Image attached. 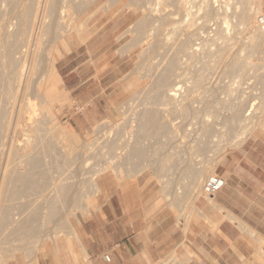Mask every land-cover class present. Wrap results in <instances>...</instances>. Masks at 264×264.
<instances>
[{
    "label": "bare ground",
    "instance_id": "obj_1",
    "mask_svg": "<svg viewBox=\"0 0 264 264\" xmlns=\"http://www.w3.org/2000/svg\"><path fill=\"white\" fill-rule=\"evenodd\" d=\"M259 1L261 0H257L258 3ZM98 2L99 0H0L2 7V10L0 9V230L4 226L11 225L15 228L12 236L17 233V238L20 235L24 239L39 238L42 233L41 227H45L46 224H50L52 230H55L54 234L52 233L54 242L63 234L64 239L65 236L75 238V225L78 219L73 224L71 217L75 210L88 211V208H95L94 198L98 193L95 176L107 169L112 170L114 175L117 171L115 167L108 166L90 172L86 168L93 158H98L100 155L98 159L102 158L106 163L121 162L134 165L138 161L141 164L150 159L147 144L150 145L152 142L159 148L176 144L174 140L177 135L173 136L172 125L167 119L166 122L161 121L160 114L163 108L158 110V106H170L175 118L180 116L184 121L197 119L194 121L198 128L195 126L196 128L193 129L197 132L195 135H198L196 136L199 142L197 145L199 157L205 153V143L213 138L212 133L214 137L216 135L219 138L218 141L222 139L227 145L229 143L240 145L252 130L256 128L264 130V119L259 117L255 119L257 117L255 110L258 107L246 105L248 107L245 108L246 103L242 96H237L235 102L230 99L228 104H221L216 100L217 103L214 104L216 91L221 92V90L218 88L215 91L210 87L211 84L209 85L214 81L211 80L215 77L214 73L219 72H216V67L220 63L223 65L227 52L233 48L230 42L238 38H235L233 28L236 24L240 27L246 24L249 6L253 5L252 0H129L126 8L132 7L135 13L139 10L140 13L144 10L148 12L146 16L150 17L149 20L144 14H141L139 20L143 28L146 29L147 21L157 23L156 28L153 29L155 48L157 51H162L165 58L164 61L161 56L163 62H161L162 66L159 63L161 66L159 71H155L156 66L152 67V71L155 72L152 73L154 94L146 101L151 108L142 109L141 112L136 110L137 113L134 111V120L130 121L128 127L133 131L127 132L120 138L123 139L122 143H119L122 147L118 148L115 154L98 152V149L96 152L92 151L95 140L91 138L93 142L79 147L77 135L59 128L53 123L54 119L52 120L54 104L58 99L57 87L65 92L55 67L56 56L60 54L57 53L54 42L58 38L64 50L68 52L72 47V38L76 37L78 41L83 42L85 33H97L100 30L98 21L91 27L88 21L98 17L103 7H96ZM230 19L234 20V23L231 21L234 26H231ZM257 26L259 29L249 33L246 39H243L245 42L241 43L240 51L244 49L246 57L234 54L235 56H231H234L233 58H226V61H229L224 62L225 67L221 74L223 77L231 78L230 75H236V72L241 77L246 76V73L249 76V72L255 70L256 66L249 64L246 58L258 54L259 43L264 41V26H260L258 22ZM143 28L142 31L146 32ZM43 39L51 40L44 59L40 57ZM237 52L236 54L240 55ZM157 57H160V54ZM42 63L43 79L36 88L38 96L33 97L28 89L33 84L35 70ZM260 75L257 72L254 74L256 84L261 80ZM199 90L203 100H199L195 108L192 104H195V100L189 104L186 101L189 102L193 94ZM222 109L225 110L226 115L221 114ZM245 111L248 112L245 117L253 116L252 119L243 117ZM211 117L215 120L213 124L210 123ZM104 124L106 126L110 124L108 119ZM94 133L96 134L95 131ZM110 134L106 135L107 137L104 135V138H107L104 142L98 138L101 143L100 149L111 151L116 147L117 140L110 139ZM183 138L181 136L178 143L185 145L181 141ZM143 140L150 142L146 144ZM222 141L216 143L218 147ZM81 148L92 151L90 152L92 155L78 153ZM123 149H128V152L124 153ZM155 152L152 151L156 155ZM223 156L218 157L216 165ZM199 157L197 156L195 162L200 163L201 158H204ZM166 158L164 161L168 171L162 170L163 174L160 173L162 178L167 177L166 171H172L171 168L178 161L182 163L187 160L181 161L180 156L178 159L171 156ZM191 162L177 171V183L184 182L185 185L179 183L175 186L176 193L170 194L172 202L184 200L190 191L198 188L195 177L200 171L196 167L197 164ZM130 172L129 175L133 173ZM87 174L91 175L89 179H86ZM128 177L117 178L123 183L122 185L127 186ZM170 183L166 182V184ZM190 186L192 187L189 188ZM177 193L179 195H176ZM59 211L62 214L56 220ZM18 251V247L7 251L2 255L1 264H7L9 257L14 259Z\"/></svg>",
    "mask_w": 264,
    "mask_h": 264
},
{
    "label": "crops",
    "instance_id": "obj_2",
    "mask_svg": "<svg viewBox=\"0 0 264 264\" xmlns=\"http://www.w3.org/2000/svg\"><path fill=\"white\" fill-rule=\"evenodd\" d=\"M259 4L264 15V0ZM72 47L55 64L68 101L89 111L87 117L110 112V88L127 72L128 54L114 63L98 50L70 59ZM91 123L87 118L73 127L85 130ZM218 164L214 174L225 185L212 198L195 197L187 227L158 206L166 193L157 194L142 180L124 186L114 175L102 174L96 178L95 208L76 223L75 238L61 236L31 258L16 256L8 264H155L169 254L179 264H264V136L248 137ZM187 197L179 203L185 205Z\"/></svg>",
    "mask_w": 264,
    "mask_h": 264
},
{
    "label": "rangeland",
    "instance_id": "obj_3",
    "mask_svg": "<svg viewBox=\"0 0 264 264\" xmlns=\"http://www.w3.org/2000/svg\"><path fill=\"white\" fill-rule=\"evenodd\" d=\"M114 1L115 0H110L109 2H108V0H99L96 7L103 6V7H101V9H103V10L100 9L98 17H96L93 20L88 21V25L90 27L92 24H94L96 21H98V23L100 24L99 25L100 26L99 27L100 28L99 33L98 34H96V33H94V34L85 33V35L83 36V40H84L83 42H80L81 40L78 41V39H76V37L72 38L71 42L73 44L72 48H74V50H72L73 54L69 57L70 59H72V58H74L76 53H80V54H86L87 53L88 54L89 51L98 50L99 53H101L102 55L105 56V58L111 59L114 63L116 57L121 56L123 53L128 54V57H127L128 63L126 65V69H128L127 72L125 73L124 76H122V80H121V82L118 83L117 87L110 88L112 90V92H111V96L113 98L112 100L114 101L113 106L110 109V112L106 113L103 110L100 112H96L97 114L94 113L93 115H91V117H87L88 116L87 114L89 113V111H85V109L81 110L80 108L73 106L72 100L69 98L71 100V103H70L67 99L68 93H66V91L64 89L65 87H63L65 92H63L62 90L59 89V87H57L56 90H57L58 99L54 104L53 117H52V120L54 119L53 123L56 124L59 128H64V129H66V131H69V133H75L77 135V137L79 139V143H78L79 147H84V146L88 145V143H91L95 140L94 145H93V150L92 149L91 150L96 152V149H98V152H100V151L101 152L102 151L107 152V153L109 152V154H115L117 149L122 147V144L120 145L119 143H122L121 140H123V139H120V138L124 134H126L127 132L133 131V129H128V127H129L130 121L134 120V116H133V114H135L134 111L136 112V110H137V112L138 111L141 112L142 109H146V108L150 109L151 108L149 106V104H147L148 102H146V101L150 98V96H153V94H154L152 92V83H153V78H154L153 77L154 74H152L154 72V71H152V67L156 66L155 71H159L161 69L160 67L162 66L161 62H163V61H161L162 57H163L162 60L165 59L163 52L159 50L160 51V53H159V51H157V48H155V43H154L155 38H153V29L156 28L155 26L157 25V23L156 22H150V21L148 22L146 20L147 22L146 23L144 22L146 24V29H145L142 27V24L139 21V20H141V17H142L141 14H144L145 16H146V14H148V12H146L147 10H144V12H143V8H141L143 13H140V10L135 13V12H133L132 7L129 6L126 8V6H128L129 0H116L115 1L116 4L114 3ZM252 1H253L252 2L253 5L249 6V10H248L249 15H247L248 19H247L246 24L244 26H241V27L238 26L239 24L238 25L236 24V26H235L236 31H235V27L233 28L235 38L238 37L239 39L237 38L236 41L230 42V44H233V48H231V50H229L230 52H227V54L225 56L227 59L233 58L235 55L241 56V57H244V56L246 57V53L244 52V49H243V51L242 50L240 51V48L242 47L241 43L243 44V42H245L244 40L249 35V33L256 32L257 29H259L257 26V17H259V16L264 17V15L262 13L261 6L257 2V0H252ZM107 4H109V6H107ZM257 7L260 9L258 10ZM0 9L2 10V7ZM106 9H107V11H105ZM147 17L148 16H146V19L149 20L150 17H148V18ZM229 21L231 22L232 19H230ZM232 22L234 23V20ZM232 22H231V26H234V24ZM142 28H143V30L145 29L144 31H146V32H143ZM237 40H239V42ZM50 43H51V40L43 39L42 46H41V52H40V57L42 59H44V57L47 53V48L49 47ZM152 43H154V45ZM54 46L57 49V53L60 54V55L56 56V59H60L63 56V53H69V51L67 52L64 50V48L62 47L61 42L58 38H56V40L54 42ZM151 46L153 49L151 48ZM236 51H238L237 53L240 55H237ZM159 54H160V57H157V56H159ZM232 55H234V56L231 57ZM84 58H85L84 56L80 57L79 59L74 61V63L70 64V67H72L75 63H79ZM226 58H225V61H223V65L220 63L219 65H221V66L218 65L216 67V69H215L216 72L217 71H219V72L214 73L216 78L213 77L211 80H214V81L209 83V85L211 84L210 87L212 89H214L215 91L218 88H219V90H221V92L216 91L217 95L215 96L216 99L213 98L214 99L213 103L215 104V103H217L215 101L219 100V103H221V104H228L229 101H231V100H232V102H233V100L235 102L236 101L235 98H238L237 96H239V97L242 96V97H244V100L246 103L245 108L248 107L246 105H249V106L254 105L255 108L258 107L260 109L259 110L257 108V110H255V114L257 116L255 119H257L258 117H259V119H261V118L264 119V78H263L264 77V41H261L259 43L258 54L250 56V57H248V59L246 58V60L249 64L256 66L255 70L253 72H252V70L249 72V76H247V73H246L247 79H246L245 75L241 77V75L237 72H236V75L238 77L236 75H230L231 78L233 76L232 79L228 76L223 77L221 74L223 73L222 70H224V67H225L224 62L229 61V60L226 61L227 60ZM250 58H251V60H249ZM159 63L161 66L159 65ZM157 66H159V67H157ZM220 70H221V73H220ZM254 72L255 73L257 72V74L262 75V76L260 75L261 80H260L259 84H256L255 83L256 81H254L255 80L254 79V74H255ZM43 74H44V70H43V63H42V64H39L38 68L35 70V75L33 76V84L28 89L29 93L32 94L33 97L38 96V92L36 91V88H38L37 87L38 84L42 82ZM251 74L253 75L252 78H251V76H252ZM218 77H219V80H218ZM238 78H239V80H238ZM235 82H237V83H235ZM209 85H207V86L209 87ZM239 87H241V88H239ZM231 88L234 89V91ZM223 89H225V90H223ZM229 89L232 91H228ZM201 91H202V89H201ZM226 91H228V92H226ZM237 91H239V92H237ZM242 91H244V92H242ZM218 93L219 94L222 93V94L218 95ZM240 93H242V94H240ZM202 94H204V91ZM194 95H195V98H193ZM193 96H192V99H190L191 101L190 100H189V102L186 101V103L189 104L195 100L194 101L195 104L194 103H192V104L196 108L198 106L197 104L200 102L199 100H201L203 98V96L201 95L200 90H199V92L196 91L193 94ZM201 96H202V98H201ZM204 97H205V94H204ZM100 104H101L102 108H104V104L102 102ZM142 104H144V105L142 106ZM158 107H159V108H157L158 110H161L163 108L161 110L163 112L160 114L161 121L166 122L165 119H167V121L170 122L172 125V130L174 131V133L172 131L173 136L177 135L175 140H174V142L176 144H173L174 148H173V146L159 148L158 145L156 146V144H152V142L150 143V145L152 144L151 145L152 147H151L149 144H147L150 141L143 140V141H145L144 143L147 144L146 145L148 148L147 153L150 154L149 155L150 159H147L145 162L140 161L141 164H139L137 161L136 164H134V165H132L130 163L129 164H123L121 162H116V163L107 162L106 163L104 161V159L103 160H102V158H101V160L98 159L100 157V155H99L98 158H93L96 160L92 159L91 161L88 162V166L86 169L89 170L90 172L91 171L93 172V171H96V170H99V169H102V168L108 167V166L109 167H115L116 170L119 171L118 174H116L117 173V171H116V173L114 175L112 170L107 169L104 172L100 173L99 175H101L103 173L104 174H111V175H114L115 177H118V178L131 176V177L127 178L131 182V186L135 185L139 180H142L144 182V186H149L150 189H153L157 194L159 193L161 195V194L166 193V195H165L166 199L162 200V202L158 206H162V205L166 206L169 209V212L171 213V215L174 216V218L177 221H182L184 223V225L187 227L189 221L192 219V214L194 211L195 201L193 203V200L195 199V197H199V196L204 197L205 196L203 194V192H201L203 189V184L208 177H210V176L214 175V173H216V169L219 165V164L216 165L218 157H221L223 155L225 157L229 152L240 147V145L247 138L240 145L234 144V143H231V144L229 143L230 145L229 144L227 145V143L225 141H222V139H220V141H222V143H220L219 147H218L217 144L220 142V141H218L219 138L216 135L214 137L213 136L214 133H212L211 137H213V138H211L209 140V142L206 141V143H208V145L205 143V147H206L205 153L202 154L203 156L200 155V157H204V158H201L200 163L195 162V160L197 159V156L199 157V153L197 152V145L199 143L198 137H197L198 135L196 134L197 135L196 136L195 133H197V132L194 131V129L197 127L196 126L197 123H195V121H197V119L194 118L193 120L188 119L187 121H184V119L180 116L177 118H175V116H173V112L170 110V106L169 107L168 106H166V107L158 106ZM223 110L224 109H222L221 114L226 115L227 113H225V110L224 111ZM243 114H244L243 117L247 118V119H252V117H253V116H248V117L246 116L245 117V115H247L248 112L243 113ZM163 116H165V117H163ZM87 118H88V120H90L92 122L90 128H86L85 130H83V129H76L73 127L74 122L80 123L82 121H87ZM105 118H107L109 123H110L107 126L104 124V122L106 120ZM212 119L213 118L211 117V121H213V122L210 121V123L213 124L215 122V120H212ZM209 120H210V117H209ZM190 123H191V125H193V124L194 125L191 126ZM93 126H97V127H94L96 129H94ZM100 126H101V128H100L101 130L99 129ZM216 127L220 128L219 126H216ZM94 131L96 132V134L101 132V131L102 132L96 135L94 133ZM239 131H241V129H239ZM109 133H111L110 139L117 140L118 144H116V147L111 151H108L106 149H100L101 143H100V140L98 141V138L101 139V142H104L107 139V138H104V135L106 136ZM254 134H260V135L264 136V130L256 128V129L252 130V132L250 133V135L248 137H250ZM181 136L184 137L181 141H183L185 145L178 143ZM90 138L93 141H91ZM96 139H97V142H96ZM98 142H99V144H98ZM97 144H98V146H97ZM123 150H124V153L128 152V149H123ZM169 150L171 153L169 152ZM92 151H86L84 148H81L77 152L78 153H84V154L91 156L92 154L90 152H92ZM152 151H153V153L156 151L155 153H157V154L156 155L153 154ZM117 153H119V152H117ZM160 155H162V157ZM163 155H164V157H163ZM165 156L166 157L171 156L172 158H177V159H178V156H180V158L182 159V160L180 159L181 161H184L186 159L187 160L182 162V163L180 161H178L180 163L177 162L176 165H174L171 168L172 171L170 170L169 172H167L168 169L166 168L165 161H164L166 158ZM162 158H164V159L162 160ZM189 160L196 163L197 164L196 167L198 168V171H200L199 174H196L198 176L195 177V182L197 183L198 188H195L194 190L192 189L193 191L189 192L190 194L187 195L189 197H187V199L185 201V205L182 203H179V202L173 203V202H171L172 201L171 196H170L171 192H172L171 195L175 194L177 191L175 186L179 185V183L184 184V182H178L177 183V180H178V176H177L178 172L177 171H179L180 168H181L180 170H182L186 166V163H190ZM182 164H183V166H182ZM161 166H164V167H161ZM158 169L161 170V172ZM164 169L167 170V171L166 170L165 171L168 175H167V177L162 178L160 173H162L163 172L162 170H164ZM129 171H131L130 173H132V172L133 173L131 175H129ZM172 172H173V174H172ZM86 176H87L86 179H89L91 177L90 174H87ZM98 176H95L94 179L96 180V178ZM121 179H123V178H121ZM167 181L171 182V183L166 184ZM191 187L192 186H190L189 188H191ZM197 190H198V192H197ZM176 195H179V193H177ZM82 201L84 202V200H82ZM179 204H180L181 208H178ZM92 210H94V209L88 208V211L79 210V209L75 210L73 216L71 217V222L74 224L76 219H78V221H79L81 218H84L88 212H90ZM61 214L62 213L59 211L58 214H56L55 219L58 220L60 218ZM45 227H41V232H42L41 237L39 235V238L24 239V237L22 235H20L19 238H17V236H18L17 233L14 236H12V233H13L15 228L12 227L11 225L10 226H4L0 230V254H1L0 255V261H2V259H3L2 255H4L7 251H10L11 249L16 248V247H18L19 251L15 254V257L16 256H25V257H29V258H31L34 255L33 252L36 251L37 249L44 247V246L50 247L51 246L50 244L54 243V241H52V233L54 234L55 230L54 229L52 230L53 227L50 224H46ZM42 228H43V230H42ZM48 230H50V231L48 232ZM46 234H48L47 237L45 236ZM63 235H62V237H63ZM49 236H51V238H49ZM12 259L13 258H10V257L7 258L8 262L11 261ZM8 262H7V264H8ZM0 264H1V262H0ZM155 264H179V262H178L177 257L175 256V254H169L168 256L159 260Z\"/></svg>",
    "mask_w": 264,
    "mask_h": 264
},
{
    "label": "built area",
    "instance_id": "obj_4",
    "mask_svg": "<svg viewBox=\"0 0 264 264\" xmlns=\"http://www.w3.org/2000/svg\"><path fill=\"white\" fill-rule=\"evenodd\" d=\"M257 22L260 26H264V17L259 16ZM224 185V179L221 176L214 174L205 180L202 192L206 197L212 198L224 187ZM103 259L108 261L107 256H103Z\"/></svg>",
    "mask_w": 264,
    "mask_h": 264
}]
</instances>
